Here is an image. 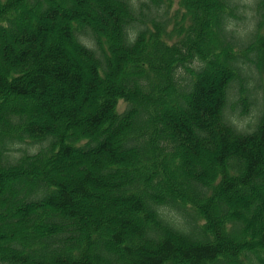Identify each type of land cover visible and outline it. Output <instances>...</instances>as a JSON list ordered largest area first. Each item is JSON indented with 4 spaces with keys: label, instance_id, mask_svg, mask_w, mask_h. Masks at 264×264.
Instances as JSON below:
<instances>
[{
    "label": "trees",
    "instance_id": "1",
    "mask_svg": "<svg viewBox=\"0 0 264 264\" xmlns=\"http://www.w3.org/2000/svg\"><path fill=\"white\" fill-rule=\"evenodd\" d=\"M174 2L0 0V264H264V0Z\"/></svg>",
    "mask_w": 264,
    "mask_h": 264
},
{
    "label": "rangeland",
    "instance_id": "2",
    "mask_svg": "<svg viewBox=\"0 0 264 264\" xmlns=\"http://www.w3.org/2000/svg\"><path fill=\"white\" fill-rule=\"evenodd\" d=\"M175 2H176V0H175ZM175 2H174V4H176ZM17 36H19V33H17ZM0 54H1V50H0ZM122 106H123V102H120L119 109H121ZM205 165H208L207 161H205ZM243 260H244V258L240 257V261L242 262Z\"/></svg>",
    "mask_w": 264,
    "mask_h": 264
}]
</instances>
